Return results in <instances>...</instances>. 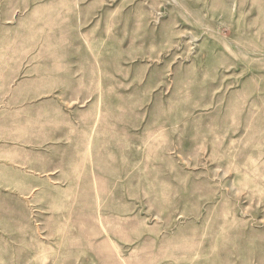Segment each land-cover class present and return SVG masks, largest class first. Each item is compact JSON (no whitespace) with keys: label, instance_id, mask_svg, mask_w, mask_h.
Returning a JSON list of instances; mask_svg holds the SVG:
<instances>
[{"label":"rangeland","instance_id":"rangeland-1","mask_svg":"<svg viewBox=\"0 0 264 264\" xmlns=\"http://www.w3.org/2000/svg\"><path fill=\"white\" fill-rule=\"evenodd\" d=\"M0 264H264V0H0Z\"/></svg>","mask_w":264,"mask_h":264}]
</instances>
